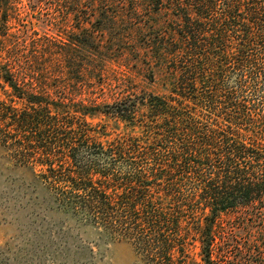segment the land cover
Masks as SVG:
<instances>
[{
	"label": "trees",
	"instance_id": "1",
	"mask_svg": "<svg viewBox=\"0 0 264 264\" xmlns=\"http://www.w3.org/2000/svg\"><path fill=\"white\" fill-rule=\"evenodd\" d=\"M23 1L0 0V150L139 264H189L197 243L202 264H264V0H25L51 36ZM126 42L165 93L69 96L79 55ZM229 215L256 226L250 260L222 235Z\"/></svg>",
	"mask_w": 264,
	"mask_h": 264
},
{
	"label": "rangeland",
	"instance_id": "2",
	"mask_svg": "<svg viewBox=\"0 0 264 264\" xmlns=\"http://www.w3.org/2000/svg\"><path fill=\"white\" fill-rule=\"evenodd\" d=\"M27 3L23 1L24 5ZM31 9L27 5L22 14L25 24L41 34L51 30L45 27V23L38 26L37 20L44 19L46 15L41 14L45 13ZM46 33L52 35L50 31ZM108 36L109 32L106 31L107 39ZM106 48L103 52L99 51L100 54L93 51L95 55L89 60L90 55L77 57L84 64V76L78 78L74 73L77 70L70 71L73 76L68 78L78 87L73 93L66 90L76 102L111 104L115 97L121 98L131 93H165L159 76L151 83L149 73L136 63L132 44L126 42L117 48L109 46L115 48L111 51H116L113 56L105 54ZM99 60H106L105 66L100 73H93L92 70L98 68L96 61ZM63 73L64 79H67L70 73L66 64ZM90 123L109 125L113 129V123L107 118H94ZM118 126V129H110V132L121 133L123 125L119 123ZM18 164L13 156L0 150V264H139L130 244L111 242L87 223L64 213L54 204L50 190L42 183L43 174L35 175L32 170ZM220 223L223 226L222 235L231 249L239 247V253L233 249L236 258L243 261V256L250 260V246L259 240L256 226L244 227L237 215L225 216ZM189 257V264H202L198 243L190 248ZM252 260L259 262L258 256Z\"/></svg>",
	"mask_w": 264,
	"mask_h": 264
}]
</instances>
